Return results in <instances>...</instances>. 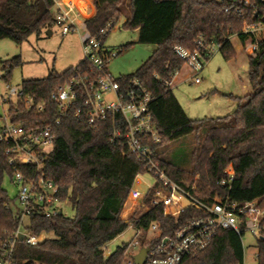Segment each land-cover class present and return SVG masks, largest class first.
I'll list each match as a JSON object with an SVG mask.
<instances>
[{
  "label": "trees",
  "instance_id": "1",
  "mask_svg": "<svg viewBox=\"0 0 264 264\" xmlns=\"http://www.w3.org/2000/svg\"><path fill=\"white\" fill-rule=\"evenodd\" d=\"M57 1L60 0H0V40L20 44L31 35L38 37L48 31L59 11ZM92 1L94 13L84 20L90 35H97L107 24H111L110 32L122 19L123 29L137 31L138 43L154 45L152 53L133 74L119 75L117 80L126 84L137 78L153 96L150 107L160 139L157 147L165 148L192 134L198 138L199 132L205 131L190 153L189 170L162 160L167 177L179 184H195L199 193L224 195L225 190L218 183L225 176L223 170L231 165L234 177L228 191L230 198L239 202L260 198L264 208V4L258 0H248V4L242 0ZM259 23L262 30L258 37L242 32L244 26ZM232 36L242 45L256 42L254 56L247 57L250 92L235 97L237 106L226 116L190 119L166 85L183 65L174 47L191 52L202 37L218 45L222 57L229 60L236 56L229 40ZM128 46L130 43L121 48ZM0 64V78L7 81L12 68L20 65L21 60L13 57ZM77 65H83L82 61ZM71 68L63 72L50 70L43 78L21 81L23 94L41 104L42 110L26 109L24 102L7 103L11 121L25 126L33 122L40 127L53 126L55 137L50 150L43 155L39 176L57 187L56 198L66 202L73 212L72 216H65L60 209V213L50 217L32 213L28 231L35 235L52 233L53 237L35 246L17 241L13 255L16 264H122L127 243L108 256H104L103 247L128 227L145 231L149 223L157 222L159 236H163L187 219L201 215L186 208L175 218L162 216V206L150 203L158 186L155 184L142 201L149 207L146 213L138 220L120 218L135 176L144 175L145 169L135 157L122 155L123 147L109 142L110 122L92 128L68 115L55 124L59 114L50 96L65 83ZM17 168L26 176L37 175L34 166ZM12 175L13 167L1 151L0 244L18 225L19 213L10 209L16 203L15 195L10 199L3 188L5 178L15 187ZM255 245L256 263L264 264V235ZM180 264H243L241 237L231 229L219 230L204 249Z\"/></svg>",
  "mask_w": 264,
  "mask_h": 264
},
{
  "label": "built area",
  "instance_id": "2",
  "mask_svg": "<svg viewBox=\"0 0 264 264\" xmlns=\"http://www.w3.org/2000/svg\"><path fill=\"white\" fill-rule=\"evenodd\" d=\"M242 1L248 4V0ZM258 1L264 4V0ZM55 4L59 11L54 24L61 29V34L78 31L77 23L81 18L79 13L71 7L64 9L60 1ZM82 26L85 30L81 36L83 65L73 66L65 83L50 96L59 114L55 124L68 115L92 128H97L103 122L112 124L109 142L123 147L122 155L129 154L142 163L144 174L152 180L145 183L140 181V175L135 176L127 200H139V209L136 213L133 210L128 218L138 220L148 211L149 207L142 201L146 192L155 184L158 186L154 189L150 203L162 206V216L175 218L186 208H193L201 214L187 219L171 234L163 236H159L157 222L149 223L145 232H150V235L142 243L148 251L142 264H180L183 259L204 249L217 232L223 229H231L240 237L248 232L256 244L257 239L264 235V208L260 206V198L244 202L230 198L228 191L234 177L231 165L223 170L225 176L218 183L219 187L224 188V195L210 191L199 193L195 190V184L171 181L162 167L163 159L160 147H157L160 139L150 107L153 96L139 79L133 78L126 84L119 83V76L114 77L108 72L109 61L117 55V51L105 46L104 42L111 24H107L94 36L87 32L84 23ZM261 30L262 25L259 23L244 26L242 32L256 37V32ZM195 45L191 52L181 47H174V51L183 60L182 67L187 70L186 79L196 84L200 82L197 75L204 63L215 50L218 51L219 46L202 37H199ZM255 49V41L247 43L249 56H254ZM181 68L166 83L168 87L171 88ZM6 87L7 94L0 96L1 103L16 105L17 102H24L26 109L34 107L36 111L42 110V105L33 103L21 88L16 89L10 85ZM106 95H111L113 99L106 100ZM54 137L53 126L40 127L37 122L25 126L22 122L11 121L7 109L0 116V152L6 157L7 164L13 167L12 182L16 187L15 202L19 213L15 231L0 244V264H16L13 255L17 241L35 246L45 239V233L35 235L28 231L32 213L54 216L60 213L61 205L66 204L56 198L57 187L39 176L43 155L50 150ZM17 165L34 166L37 175L26 176ZM139 185H143L144 189L139 188ZM20 233L23 235L22 240H19ZM140 245L138 241L131 243L134 249Z\"/></svg>",
  "mask_w": 264,
  "mask_h": 264
},
{
  "label": "rangeland",
  "instance_id": "3",
  "mask_svg": "<svg viewBox=\"0 0 264 264\" xmlns=\"http://www.w3.org/2000/svg\"><path fill=\"white\" fill-rule=\"evenodd\" d=\"M125 5L124 10L127 12ZM89 17V15L84 16ZM83 20L77 23L78 31L61 34V29L53 24L48 31H43L38 37L31 35L27 40L17 44L9 39L0 40V62L19 57L21 64L14 66L7 81L0 78V96L7 94V85L16 89L20 88L23 79H36L45 77L50 70L63 72L77 65L82 60L81 36L85 34L82 26ZM122 19L112 28L105 38V46L120 53L113 57L108 65V72L116 77L119 75L133 74L154 50L152 44L137 42V31H129L121 27ZM260 31L256 32V37ZM234 46H238L236 36L229 38ZM130 43L127 48H121ZM246 45L239 44V51L233 59L225 60L217 50L206 60L200 73L197 75L199 83H191L186 79L187 70L182 67L171 85V91L185 114L190 119L216 118L226 116L236 108L235 97H242L250 89L247 79V57L244 55ZM235 50V49H234ZM1 66V64H0ZM3 70L0 68V76ZM106 100H112L111 95L105 96ZM7 109V103L0 102V116ZM204 130L199 132L196 138L193 134L177 141L171 142L165 148H160V154L164 161L174 163L176 166L189 170V158L191 151L197 146L198 141L204 137ZM198 140V141H197ZM140 181L150 183L149 175H140ZM187 183V182H186ZM3 188L10 199L14 198L16 188L5 178ZM139 188L144 189L143 185ZM208 192V191H207ZM139 200L126 201L123 207L121 219L128 218L131 212L138 211ZM17 204L12 203L10 209L16 213ZM65 216H72L73 212L67 204L61 205ZM132 215V214H131ZM27 222V221H26ZM150 232L136 231L128 227L124 232L106 243L103 247L104 256L110 255L116 247L128 244L122 264L132 263V256L142 246L144 239ZM45 238H52V233H45ZM243 245V264H257L255 253L256 245L254 237L244 232L241 237ZM141 242L140 247L132 248L131 243Z\"/></svg>",
  "mask_w": 264,
  "mask_h": 264
},
{
  "label": "crops",
  "instance_id": "4",
  "mask_svg": "<svg viewBox=\"0 0 264 264\" xmlns=\"http://www.w3.org/2000/svg\"><path fill=\"white\" fill-rule=\"evenodd\" d=\"M60 3H61V6L64 9H66L68 7H71L73 9V11H76L77 13H79V15L81 17V20H83V23H84L85 19L91 17L93 15V13H94V5H93V1L92 0H69V1L60 0ZM126 13H127V15H129V11L128 10H127ZM87 15H89V17H84V16H87ZM247 43L245 45H247ZM239 44H240L239 40H238V46H234L232 44L233 48L235 49L236 54L239 51ZM240 46L242 47V44H240ZM243 53H244V55L246 57L249 56L248 53H247V50H246V46H245V49H244ZM175 77H174V79H175ZM249 92H250V89L245 93V95L248 94ZM122 212H123V210H122ZM122 212L120 214V218H123L122 217Z\"/></svg>",
  "mask_w": 264,
  "mask_h": 264
},
{
  "label": "water",
  "instance_id": "5",
  "mask_svg": "<svg viewBox=\"0 0 264 264\" xmlns=\"http://www.w3.org/2000/svg\"><path fill=\"white\" fill-rule=\"evenodd\" d=\"M49 33V31H48ZM22 234L20 233L19 234V240H22ZM147 247H141L138 252L132 256V261H133V264H142L145 257H146V254H147Z\"/></svg>",
  "mask_w": 264,
  "mask_h": 264
},
{
  "label": "bare ground",
  "instance_id": "6",
  "mask_svg": "<svg viewBox=\"0 0 264 264\" xmlns=\"http://www.w3.org/2000/svg\"><path fill=\"white\" fill-rule=\"evenodd\" d=\"M65 1H69V0H65Z\"/></svg>",
  "mask_w": 264,
  "mask_h": 264
}]
</instances>
